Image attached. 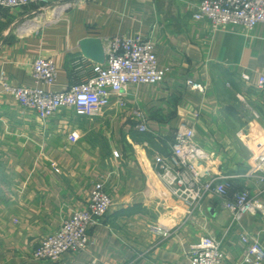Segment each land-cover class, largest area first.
Returning a JSON list of instances; mask_svg holds the SVG:
<instances>
[{"label":"crops","instance_id":"1","mask_svg":"<svg viewBox=\"0 0 264 264\" xmlns=\"http://www.w3.org/2000/svg\"><path fill=\"white\" fill-rule=\"evenodd\" d=\"M200 2L52 0L43 14L51 20L32 28H17L23 18L0 8V264H190L191 246L206 235L222 243L223 264H244V234L264 248V211L234 222L226 207L232 194H209L185 222L186 208L155 171V158L171 152L178 130L192 127L203 172L229 177L235 191H250L264 206V184L251 176L264 150V24L213 30L193 18ZM118 36L152 41L166 71L161 84L130 86L123 108L113 96L102 116L81 118L68 109L42 120L3 90V74L13 87H35L32 65L43 57L53 59L58 77L42 88L64 92L81 79L72 65L84 59L80 42L98 38L106 47ZM136 109L146 133L137 129ZM100 181L114 204L90 228L88 248L56 262L34 259L43 239L87 209ZM158 226L172 236L157 234Z\"/></svg>","mask_w":264,"mask_h":264},{"label":"built area","instance_id":"2","mask_svg":"<svg viewBox=\"0 0 264 264\" xmlns=\"http://www.w3.org/2000/svg\"><path fill=\"white\" fill-rule=\"evenodd\" d=\"M52 0H0V8L18 10L32 5H49ZM76 0H65L67 4ZM193 18L208 22L213 30L225 27H241L247 31L264 24V0H201ZM106 62L98 65L85 59H76L73 69L81 79L64 92H49L43 86H51L57 81V70L52 58H37L32 65V76L36 86L31 88L13 87L5 75L2 76L3 90L16 105L34 112L40 119L49 120L64 110H73L81 118L102 116L109 107L113 96L123 108V97L130 86L157 85L164 82L166 71L160 69L152 41L139 38H113L105 47ZM89 73H91L90 76ZM191 89L204 93L205 86L192 80L187 81ZM258 87L264 91V73L260 75ZM137 129L140 133L148 132L146 117L140 109L134 111ZM72 143L79 141V136H69ZM119 157L117 152L114 153ZM205 155L194 141V129L182 126L175 137L169 154L155 158V171L169 191L170 195L186 208L185 222L191 221L207 195L213 194L231 200L226 207L239 221L243 216L264 211L248 190L235 191L229 177H212L201 169ZM57 172H59L57 170ZM253 176L258 183L264 184V150L255 156ZM113 199L106 191L105 183L94 184L90 193L88 207L75 211L63 221L59 229L47 236L35 249L36 260L59 261L64 255L86 250L90 244L89 230L103 219L113 206ZM163 238L172 236L170 230L163 227L153 229ZM241 241L247 246L244 264H264V248L258 240H250L246 234ZM190 264H223L225 254L222 243L206 235L191 246Z\"/></svg>","mask_w":264,"mask_h":264},{"label":"rangeland","instance_id":"3","mask_svg":"<svg viewBox=\"0 0 264 264\" xmlns=\"http://www.w3.org/2000/svg\"><path fill=\"white\" fill-rule=\"evenodd\" d=\"M49 11L47 9V5L41 4V5H32L28 6L26 8L15 10L18 18H23L18 21L16 27L17 28H24V27H34V23H39L42 25H45L48 23L51 19L50 17H43V14Z\"/></svg>","mask_w":264,"mask_h":264},{"label":"water","instance_id":"4","mask_svg":"<svg viewBox=\"0 0 264 264\" xmlns=\"http://www.w3.org/2000/svg\"><path fill=\"white\" fill-rule=\"evenodd\" d=\"M79 46L84 59L98 65L105 64L106 54L102 40L98 38H86L80 42Z\"/></svg>","mask_w":264,"mask_h":264}]
</instances>
